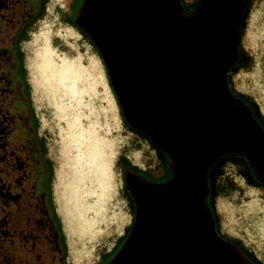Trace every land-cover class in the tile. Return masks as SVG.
<instances>
[{
	"label": "rangeland",
	"instance_id": "374dc122",
	"mask_svg": "<svg viewBox=\"0 0 264 264\" xmlns=\"http://www.w3.org/2000/svg\"><path fill=\"white\" fill-rule=\"evenodd\" d=\"M238 1L204 0L192 20L182 24L174 22L173 25L169 18L167 24L164 19L157 23L158 27L164 26L169 41H181L179 59L170 57L172 45L165 49L162 43V49L156 45L155 38L151 42L146 39L145 31L148 33L150 25H147V19L140 31L134 29L130 33L125 27L118 30L117 38L122 44H118V49L123 46L121 52L126 56L129 52L134 60L127 63L126 56L125 61L121 55L125 75L134 88L151 85L152 74L149 76L148 71L155 69L148 70L147 66L158 65V70L164 65L160 59L167 62V67L182 65L180 79L185 84L186 79L191 83L192 74L198 78L203 74L204 77L198 87L200 103L196 100L192 107L183 98L173 97L162 105L156 104L157 111L151 112L155 115L146 118H141L139 112L136 113L140 117L135 115L120 84L131 120L150 132L175 159V177L166 186L132 183L140 201V222L145 213V216L151 214L146 218L148 229L144 232L146 239L143 240L146 241L141 248L152 252L140 264H182L189 251L191 257L210 256L207 263L201 261V264L217 261V264H227L226 257L231 256L222 252L225 257L216 258L219 245L209 235L198 201L200 181L208 161L220 150L248 146L253 137L243 113L231 109L229 102L221 96L219 77L227 57L224 55L221 62L217 60L214 64L212 59L217 57L209 52L218 51L223 43L221 39L230 29ZM80 2L47 0L42 17L31 25L19 46L31 106L37 119V133L44 140L45 156L52 164L50 191L65 242L64 262L104 264L116 244H120L132 215L125 197L120 162L127 159L139 167L150 165L147 170H152L156 158L148 143L126 126L97 48L90 38L66 21L70 14L75 15L72 11ZM168 2L152 0V6L156 3L154 15L157 20H161L160 5L163 12L169 14ZM179 2L185 10H190L199 0ZM81 22L86 23V19L82 17ZM152 23H155L153 18ZM237 44L247 61L237 71L227 74L230 87L246 100L256 103L264 122V0H250ZM139 63L148 71L138 69L134 73L132 64ZM112 64L111 61L110 71L118 81ZM148 92L149 96L155 94L156 97L160 90L150 87ZM141 95L144 99L149 97L145 91H140L135 98ZM210 112L222 115V120L216 121ZM235 119L239 127L227 129L228 123ZM258 150L261 154L255 152L257 159L264 164V148ZM219 171L220 174L215 176L217 194L214 200L219 231L240 242L264 264V188L245 182L242 172L246 171V165L240 160L230 162L225 159ZM140 229L141 225L139 232ZM137 232L138 224L112 264H121V260L129 256V245L139 234Z\"/></svg>",
	"mask_w": 264,
	"mask_h": 264
},
{
	"label": "trees",
	"instance_id": "16d2710c",
	"mask_svg": "<svg viewBox=\"0 0 264 264\" xmlns=\"http://www.w3.org/2000/svg\"><path fill=\"white\" fill-rule=\"evenodd\" d=\"M46 2L47 0H10L7 10L0 12V118H3L2 116L4 114L11 115L18 110H20L19 113H23L20 96L23 97V101L26 104L25 107L30 114V121L27 123H25L22 118H19L20 123L22 125L24 124L27 130L19 128L20 123L18 122L19 129L17 131V136L22 137L17 138V136L11 135L14 152L13 155H8L7 160L3 163L5 166H9L10 171H7V173L5 172V174H8V177H14L13 180L16 182L14 184L16 185L14 189L19 192V195L9 204L4 203V205L0 207V215H3L2 218L0 216V227H3L4 230L8 228V233L5 232V234L0 236V264H65L64 257L66 249L64 237L51 199L50 180L52 176V164L50 159L45 156L44 140L39 138L42 148H37V152L39 153L38 161L43 168V171H41L44 174L42 182L43 190L41 191L37 183L40 181V177H36V183L33 182V177L36 173L31 170L30 162L33 160V156L29 155L28 152L34 138V130H37V119L35 114L33 115L34 111L31 106L28 82L24 80L23 84L21 83L22 88L18 90L17 83L15 82L16 75L14 74L15 71H22L25 78L23 53L20 49L19 42L26 39L31 25L42 17ZM249 4L250 0L246 2L239 21L237 43L244 27V20L249 9ZM72 19L73 16L70 14L66 18V21L70 25L76 27ZM77 30L87 37L82 30L79 28H77ZM237 43L236 46L238 45ZM246 61L247 56L237 47L234 62L228 68V72L233 73L237 71ZM14 67H17L15 71ZM227 82L230 84L228 78ZM237 94L240 98L242 97L240 93ZM249 108L253 119L264 129V122L261 119L256 103L249 101ZM12 117L14 118V116ZM15 125L17 124L15 123ZM126 126L133 131L127 124ZM17 154H22V159L25 161V167L21 171H17L15 167H12L13 158H15ZM41 155H44V157H41ZM225 159L230 162L237 161L234 156H229L227 158L222 156L221 159L219 158L216 163H214V168L208 169L206 174L209 190L207 206L215 221L217 215L215 212L214 200L217 194V185L214 184V181L216 180L215 176L220 174L219 168H221ZM37 168L38 173H40V167ZM19 175L21 177L18 181L16 177ZM243 175L247 177V172H242V176ZM4 179L7 180L6 176ZM250 181L251 180L248 179L245 180L247 184H250ZM132 183L134 184V182ZM138 204L137 220H139L140 201ZM144 205L145 204H143V206ZM149 214L146 215V218L151 215ZM204 216L206 218L205 214ZM54 218L57 221V225H55L52 220ZM125 233L126 230L120 240L123 239ZM234 242L237 249L246 255L245 257L248 261L250 259L253 264H262L253 252L246 249L240 242L236 240H234ZM219 249L220 250L216 249L218 251L216 258L220 257V259H222L221 257L224 256L222 252L230 256L220 245ZM197 256L191 257L189 251L188 256L186 254L185 262L182 264H201V261L207 263V261L210 260V256L207 254H199V256ZM226 258L227 264H236L231 256ZM217 263L219 262L217 261L214 264Z\"/></svg>",
	"mask_w": 264,
	"mask_h": 264
},
{
	"label": "water",
	"instance_id": "95a60500",
	"mask_svg": "<svg viewBox=\"0 0 264 264\" xmlns=\"http://www.w3.org/2000/svg\"><path fill=\"white\" fill-rule=\"evenodd\" d=\"M169 5L167 6V8L169 7L170 11L169 14H166L165 12H163V6L160 5L159 6V17L161 20H157V18L155 17L154 13L155 12V8H156V3L154 4V6H152V0H83L81 2V5L79 7L78 10V15L76 17V19L74 20L76 25H78L86 34L87 36L90 38V40L93 42V44L95 45V47L97 48L105 66H106V70L110 79V83L111 86L113 88V91L116 95L117 101L121 106V110L123 115L125 116V118L127 119L128 123L135 127L138 128L144 132H146L150 137L153 138L154 141L157 142V144L159 145V142L148 132L146 131L144 128L140 127L139 125H137L136 123H134L131 120V117L129 116V113L126 109V104H124L123 102V96H121V89H120V84H122L123 86V92L126 98V102L128 103L129 106L132 107V110L135 112V115L140 117L138 113L139 112L142 117H150L153 116L155 114H152L151 112L153 110H156L155 105L156 104H160L162 105L165 101H169L171 100L173 97H180L183 98L184 100L187 101L188 104H190L192 107H194L193 102L198 100V96L200 95V91L198 89V87L200 86V81L204 78L203 74H201L199 76V78L195 75H191V83L189 81V79H186V84L183 83V79H180L181 76V66L178 63V65H171L170 67H167V62L163 61L160 59V63H164L163 67L162 65H160L161 69L159 68L157 70V66L158 65H152L149 64L148 70L150 69H155L153 72L148 71L147 69H145L142 65L139 64H132V70L134 73H137L138 69H144L146 71H148V75L150 76V74H152V77L150 78L151 80V85H147L148 82L146 83V87L142 88V86L140 87H133L131 85V81L128 80V78L125 75V69L123 66V63H121V60L125 57L126 54L121 52L123 49V46L119 47L118 49V44L120 43L118 41V30L120 28H122V30L124 29V27L127 30H130V33L136 29V30H142V23L145 24L146 19H147V25H149L148 29V33H146L145 31V37L146 39L148 38V40L154 41L153 38H155L156 45H160V47L163 49V45L162 43H164V48L166 47L168 49L169 46H173V48L171 49V53H170V57L174 56L173 58L175 59H179L180 56V45H181V41L176 42L175 40H171L169 41V35L165 34L166 32L163 30V25L159 26V24L157 23H162V19H164V23L168 22V19L171 18L170 22H172V24L174 25V22L176 24H182L185 22H182L181 17H180V12L182 9V6L179 2V0H168ZM204 0H199L198 5L193 13V15L188 19V20H192L193 17L195 16L196 12L199 10V8L202 7ZM244 4L240 5V1L238 2L235 10H233V12L235 13V15L233 16V18L231 17V22H230V29L228 31V33L223 36L221 39V41L223 40V43L219 46V50L216 51H209V52H213V56L217 57V59H212L214 64L217 60H222V57L225 55L227 57V62L224 66V68L221 70V74L219 77V82H220V86L222 88V91L225 92L227 94L228 92V87H227V83H226V79H225V73L226 70L228 69V67L231 65L232 61H233V56L236 53V43H237V32H238V25H239V20H240V16H241V11L243 8ZM149 7V8H148ZM146 11H144V10ZM149 10V12H148ZM148 12V14H147ZM163 12V14H162ZM162 15H161V14ZM148 15V18L146 17ZM161 15V16H160ZM82 17H84L86 19V23L81 22ZM125 17H127L126 19H124ZM152 18L155 20V23H152ZM149 19V20H148ZM186 20V22L188 21ZM123 23V24H122ZM132 29V30H131ZM150 32V33H149ZM147 34V35H146ZM155 34V35H154ZM119 37V36H118ZM117 38V40H116ZM120 39V38H119ZM221 41H219L218 43H220ZM122 42V41H121ZM170 42V43H169ZM216 42V39H215ZM149 45H151V43H147ZM120 45H122L120 43ZM119 45V46H120ZM165 48V49H166ZM121 49V50H120ZM218 49V48H217ZM129 54V52H128ZM127 54L126 59L128 60L127 63H131L130 60H133L132 56H129ZM187 54V52H186ZM123 55V58L122 56ZM169 56V53H168ZM195 56V55H194ZM203 56V53L202 55ZM152 57V55H151ZM210 58H212V55L210 53L209 55ZM193 58V57H192ZM173 59V60H175ZM112 61V65H114L115 67V71H117V75H118V81L115 80V78L113 77L111 71H110V63ZM126 61V60H125ZM134 61V60H133ZM202 61V59H201ZM110 62V63H109ZM179 62V61H177ZM220 64V63H218ZM217 64V65H218ZM156 66V67H155ZM142 67V68H141ZM170 68V69H169ZM114 71V74H115ZM113 72V71H112ZM116 75V77H117ZM121 82V83H120ZM182 82V83H181ZM152 87L154 90L156 89V91L160 92L158 93V95H156V97H154L155 94H153L152 96H149L150 92H148V88ZM141 88V89H140ZM147 90V91H146ZM140 91L143 93L144 91L147 93V98L144 99V95H141L137 98H135V94H137V92ZM227 102H229L230 104V108L236 111H240L241 113L242 110L241 108H239V106L237 105H232V103H230V100L227 99ZM198 102L200 103V100H198ZM158 109V108H157ZM157 111V110H156ZM210 114L214 117V119L217 121L220 118V121L222 120V115L221 117L216 115L214 112H210ZM243 115L245 116V119H247V124L249 125V132L252 133L253 137L251 138V143H249L248 146H234V147H229L226 148L225 150H220L217 154H215L214 157H212L211 159L216 158L219 154L231 150V149H240V148H244V149H249L250 152L254 153V157L253 162L254 164L263 167L264 168V164L260 163L259 160L257 159V154L255 153L256 151L258 152V155L261 154V150L258 149H262V147L264 148V135L261 133V130L259 129L258 126H256L252 121L251 118H247V116L243 113ZM218 116V117H217ZM235 118V116H232ZM233 119V118H232ZM145 121H147L146 119H144ZM227 121V118L225 120H223V122L225 123ZM221 123V122H220ZM238 125L236 124V119L235 121H230L228 123V127L227 129H232L233 127H237ZM239 127V126H238ZM247 128V127H246ZM179 132V131H178ZM263 144V145H262ZM162 148V145H159ZM165 148V147H164ZM146 214V213H145ZM144 214V216H145ZM137 215H138V210H137ZM137 215H136V219L127 235V238L125 239L124 243L122 244L121 248L119 249L118 253L108 262V264H112L116 259H117V255L119 254V252L126 246V243L129 241L132 232L134 231V228L136 226V224H138V232H139V227L141 225V229L139 234H137L135 240L132 241V243L129 245L130 250H129V256L126 257L125 259L123 258L121 260V264H128L129 262H132L134 264H140V261H145L147 260V256H149L148 254H150L151 252L148 250H145V248H141L144 244V242L146 240V236L144 234L145 230L148 229V225L146 222V216L144 217V219L142 220L143 222L141 223L140 220H137ZM145 222V223H144ZM206 222L208 224L209 227V235L211 238H213L219 245L222 243V241L219 240V238L217 237L214 229H213V225L211 223V221L209 219L206 218ZM151 227V225H149ZM162 231V230H161ZM137 232V233H138ZM163 235V233L161 234V236ZM140 242H143L142 244L138 245ZM218 246V245H216ZM221 246V245H220ZM128 248V249H129Z\"/></svg>",
	"mask_w": 264,
	"mask_h": 264
},
{
	"label": "flooded vegetation",
	"instance_id": "af4514ba",
	"mask_svg": "<svg viewBox=\"0 0 264 264\" xmlns=\"http://www.w3.org/2000/svg\"><path fill=\"white\" fill-rule=\"evenodd\" d=\"M23 1H25V0H23ZM82 1L83 0H81V2ZM239 1H240V5L244 4L242 11H241V15H242L243 9H244L245 4L248 0H239ZM81 2L78 3L77 4L78 6L76 5L74 10L72 11V13L75 12V15L73 16L72 22L80 30H82V29L78 25H76L74 20L76 19L78 8L80 7ZM9 3H10V0H0V12L6 11ZM197 5L195 4L193 6V8L190 10H185L183 5H182V9L180 12V17H181L182 22H186V20H188L193 15ZM240 19H241V16H240ZM86 36H87V34H86ZM19 44H20V42H19ZM236 49H237V46H236ZM235 54L233 56L232 63L234 62ZM232 63H231V65H232ZM17 67L16 68L14 67V71L17 69ZM228 73L229 72L227 69L226 73H225V79H226V83H227V87H228V89H227L228 92L226 94L225 92L222 91L221 96L225 100L229 99L230 103H232V105L234 104V105L239 106V108H241L242 112L247 116V118L250 117L251 121L256 126L259 127V129L261 130V133L264 135V129L256 122V120L253 119V117L251 115V110L249 108V100H246L243 96L240 98L239 95L234 90H232V88L230 87V84L227 82V78H228L227 74ZM14 74L16 75L15 82L17 83V88L19 90L22 88L21 83L23 84L24 80H26V77L24 78V73L22 71H15ZM20 97H21L20 102L22 104L23 113H19L20 110H18L16 112H13L11 115H8V114L5 115L4 114L2 116L3 118H0V207L2 205H4V203L9 204L13 200H15V197H17L19 195V192H17V190L14 189V187L16 186V185H14L16 183L13 180L14 177L13 176L8 177V174H5V172L7 173V171L8 172L10 171V168H9V166H5V164H3V163L5 162V160H7L8 155H13V152H14L13 151L14 150L13 139H12L11 135L17 136L18 135L17 131L19 128H23L24 130H27L26 126L24 124L22 125L20 123L19 118H22L23 121H25V123L30 121V114L25 107L26 104L23 101V97L22 96H20ZM119 106H120V104H119ZM120 109H121V106H120ZM33 115H34V113H33ZM121 115H122L125 123L130 128L133 129V132H135V134H137V136H139L141 139H143L144 141H146L148 143V146H150V148L153 150L154 157L156 158V164L154 162V165L151 166L152 170H147V167H149L150 165L144 166V167H139L136 164L129 162L127 159H124L120 162V166H121V170H122V174H123V179H124L125 197L129 203V207L131 209L132 215H131V221H130L127 229H126V233H125L123 239L121 240L120 244H118V246H116L113 249L111 255L109 257L107 256V259H106L104 264H108V262L118 253L119 249L121 248L122 244L124 243L125 239L127 238V235H128V233H129V231H130V229H131V227H132V225L136 219L139 204H138V198L136 195V191L134 190V187L132 186V182H137V183H140L142 185L149 186V187H163V186H166L167 184L171 183V181L173 182V179L175 177V172H174L175 160H174L173 155H171V153L169 152V150H167L163 146L161 148L159 146L160 144L158 145L157 142L154 141L153 138L150 137L146 132L131 126L128 123L125 116L123 115L122 110H121ZM12 116H14V118ZM18 122L20 123L19 128H18ZM15 123L17 125H15ZM21 137L22 136H20V137L17 136V138H21ZM39 138H42V137L37 133V130L36 131L34 130V138L32 140V144L30 145L28 152H29V155L33 156V160L30 162L31 170H32V172L34 171V173L37 174V175L34 174L33 182L36 183L37 182L36 177L37 178L40 177V181L37 183H38L40 190L42 191L43 190V183L42 182H43L44 174L42 172L43 168H42L40 162L38 161L39 160V158H38L39 153L37 152V148H42V144L40 143ZM22 156H23L22 154H17L15 156V158H13V166L12 167L13 168L15 167V169L17 171H21L25 167V161H23ZM222 156H224V157H229V156L233 157L234 156V157H236L237 160L242 161L246 165V171H244V173L247 172V177L245 175H243V179L244 180H247V179L251 180L250 181L251 183L249 185H251L253 187L264 188V168L254 164L253 159H252L254 157V153L250 152L249 149L240 148V149H231V150L225 151V152L219 154L216 158L208 161L206 168H205V171L203 173V177L200 181V183H201L200 184V192H199L200 196L198 195L199 196V201H198L199 207L204 212V214L206 215V218L211 221V223L213 225V229H214L217 237L219 238L220 241H222V243L220 244L221 247L231 255L234 263H236V264H253L250 259H249V261L247 260V258L245 257L246 255L243 252H241L239 249H237L234 240L227 238L226 236H223V234H221V232L219 231V228H218V221H217V219L215 221V219L213 218V215H211L210 210L207 206L208 191H209L208 190V179H207V175H206L207 170L209 169V167L213 163H216V161L219 158L221 159ZM41 157H44V155H41ZM154 166H156V167H154ZM37 167H40V173H38ZM11 170H12V168H11ZM5 176H6L7 180L4 179ZM20 177H21L20 175L16 177L18 181H19ZM214 184L217 185L216 180L214 181ZM0 216L2 218L3 215H0ZM52 220H53L54 224L57 225L56 219L54 218ZM2 232H4V233H2ZM5 232L8 233V228L7 229L5 228V230H4L3 227H0V236L5 234Z\"/></svg>",
	"mask_w": 264,
	"mask_h": 264
},
{
	"label": "bare ground",
	"instance_id": "6f19581e",
	"mask_svg": "<svg viewBox=\"0 0 264 264\" xmlns=\"http://www.w3.org/2000/svg\"><path fill=\"white\" fill-rule=\"evenodd\" d=\"M84 115V114H83Z\"/></svg>",
	"mask_w": 264,
	"mask_h": 264
}]
</instances>
